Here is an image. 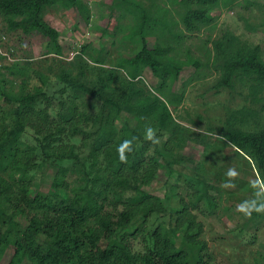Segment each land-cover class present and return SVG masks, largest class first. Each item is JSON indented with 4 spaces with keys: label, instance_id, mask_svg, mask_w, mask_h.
Returning <instances> with one entry per match:
<instances>
[{
    "label": "trees",
    "instance_id": "obj_1",
    "mask_svg": "<svg viewBox=\"0 0 264 264\" xmlns=\"http://www.w3.org/2000/svg\"><path fill=\"white\" fill-rule=\"evenodd\" d=\"M178 1L185 7L182 21L186 29L195 32L211 22L212 10L220 0ZM57 3L76 11L83 10L81 0H0V14L5 17L9 29L20 30L24 36L43 34L61 52V33L45 15L46 10ZM137 8V26L132 34L140 35L143 44L134 56L118 62L128 74L121 87H111L104 77L91 84L70 72L60 76L66 83L62 92L67 87L74 91L69 104L62 102L63 122L69 123L73 133L91 116L100 125L91 147L92 157L82 156L73 146L56 145L55 140L60 139H55L53 127L49 125L48 106L43 105L51 100L44 88L46 75L40 73L42 85L33 90L22 80L19 90L2 91L6 108L0 109V255L12 247L13 257L9 264H21L26 257L36 264H210L212 261L209 245L200 237L202 225L196 221L192 210L199 208L202 199L215 198V185L205 177L200 178L201 187L193 185L195 198L182 197V208L175 213L168 212L163 199L146 189L153 184L162 166L159 156L170 174L174 172V163L191 160L184 155L170 159L166 153L147 158L145 152L152 141L145 139V133L149 123L160 129H170L173 125L170 105H178L185 95L184 90L175 91L174 84L186 64L199 67L201 63L191 58L188 62L175 59L170 55L174 50L171 46H150L146 33L158 26L157 20L161 19L151 17L141 5ZM213 44L214 61L223 68L217 87H232L239 76L264 82L260 45L244 47L227 36L214 39ZM3 67L12 74L19 71L13 63ZM146 68L158 80L156 90L165 99L158 93L145 94L136 86L137 78ZM108 77L114 80L113 73ZM80 95L101 101L95 116L86 111L78 112L75 99ZM125 115L134 118L137 124L120 125ZM28 126L37 133L47 129L39 146L43 158L58 165L51 192L38 191L33 195L29 186L18 185L4 175L10 168H19L23 157H26L25 165L30 166L39 154L37 145L27 155L21 147ZM56 126L59 134L68 128L65 124ZM223 136L240 154L252 160L264 182V126L259 130L228 127ZM133 137H136L134 150L126 153L127 159L121 161L117 147L124 139ZM197 141L204 142L205 135L199 136ZM100 157L103 163L98 165ZM10 208L12 213L8 211ZM167 214L169 221L160 220L142 230L150 242L144 252L135 251L130 241L135 233L127 228L139 217H143L144 223H150L154 215L164 217ZM19 216L25 218L26 224ZM196 226L199 228L195 229Z\"/></svg>",
    "mask_w": 264,
    "mask_h": 264
},
{
    "label": "rangeland",
    "instance_id": "obj_2",
    "mask_svg": "<svg viewBox=\"0 0 264 264\" xmlns=\"http://www.w3.org/2000/svg\"><path fill=\"white\" fill-rule=\"evenodd\" d=\"M81 3L82 11L73 10L63 3L46 10V18L61 33V52L43 34L24 36L20 30L9 29L5 17L0 14V46L11 55V59L5 55L0 58V109L6 108L4 89L17 91L22 80H26L28 89L33 90L35 86L42 85L40 73H43L47 77L44 88L51 95L50 102L43 105L48 106L49 125L53 127L54 137L60 139L55 140L56 145L62 148L73 146L82 156L92 157L91 147L100 125L91 115L98 113L101 101L89 95L75 99L78 112L86 111L91 117L87 122L82 121L79 131L73 133L69 123L63 122L60 112L64 111L62 102L69 104L74 91L67 87L62 92L66 83L60 76L63 72H70L91 84L104 77L111 87H121L128 74L118 66V62L134 56L143 44L140 35L132 34L137 26V6L141 5L151 17L161 19L157 20L158 26L146 33L150 46H171L174 50L170 55L175 59L188 62L191 58L201 63L199 67L192 63L185 65L173 87L177 92L184 90L185 95L178 105H170L172 129H160L149 123L148 126L155 130L158 143H150L145 152L147 158L166 153L170 159L184 155L191 160L174 163V172L170 174L163 166L162 156H159L162 166L153 184L146 189L163 199L168 212L175 213L182 208V197L187 200L195 198L193 185L201 187L199 179L205 177L215 185V198L202 199L199 208L192 211L196 221L202 225L200 237L212 252L210 264H264V212L253 211L251 216H246L237 210L239 203L254 198L251 181L262 180L252 160L240 154L223 136L228 127L259 130L264 126V82L239 76L232 87H217L223 68L214 61L213 44L214 39L227 36L244 47L260 45L264 58V0H220L212 10L211 22L195 32L186 29L182 21L185 7L178 0H81ZM12 63L19 70L16 74L3 67ZM111 73L114 74L113 81L108 79ZM157 82L152 71L146 68L137 78L136 86L145 94H154L158 93ZM127 122L131 126L137 124L128 115L119 121L120 125ZM57 124H65L68 128L59 134ZM46 132V128L37 133L28 126L22 136L21 147L27 155L37 145L39 154L30 166L25 165L26 157H23L19 168H10L4 174L18 185L29 186L33 195L38 191L54 190L53 179L58 165L40 154L39 143L44 140ZM201 135H205L204 142L197 141ZM66 163L69 165L68 161ZM102 163L100 157L97 164ZM229 167H234L238 175L231 187H225ZM8 211L12 213L13 209ZM18 218L26 224L25 218ZM169 218L167 214L164 217L154 215L150 223H144L143 217L135 220L127 228V231L135 233L130 239L134 250L144 252L150 242L149 236L142 233L145 227L160 220L169 221ZM13 251L9 247L0 255V264H9ZM21 264L36 263L26 257Z\"/></svg>",
    "mask_w": 264,
    "mask_h": 264
},
{
    "label": "clouds",
    "instance_id": "obj_3",
    "mask_svg": "<svg viewBox=\"0 0 264 264\" xmlns=\"http://www.w3.org/2000/svg\"><path fill=\"white\" fill-rule=\"evenodd\" d=\"M136 137L132 139H124L117 147L119 158L121 161L127 159L126 153H130L134 150L133 142ZM145 139L152 141L153 143H158V138L156 137L155 130L148 126L146 128ZM238 172L234 167H229L226 172V176L229 179L225 182V187H231L233 185V180L237 177ZM254 191V198L244 200L237 205V210L242 212L246 216H251L253 211L260 213L264 212V182L259 180L251 181Z\"/></svg>",
    "mask_w": 264,
    "mask_h": 264
},
{
    "label": "built area",
    "instance_id": "obj_4",
    "mask_svg": "<svg viewBox=\"0 0 264 264\" xmlns=\"http://www.w3.org/2000/svg\"><path fill=\"white\" fill-rule=\"evenodd\" d=\"M0 53L2 55H5V56H8L10 59H11V55L10 53L6 52V51H3L2 47L0 46ZM2 64V62L0 61V65Z\"/></svg>",
    "mask_w": 264,
    "mask_h": 264
}]
</instances>
